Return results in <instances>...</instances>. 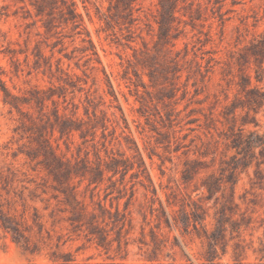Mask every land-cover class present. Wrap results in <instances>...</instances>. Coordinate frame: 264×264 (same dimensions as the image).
<instances>
[{
	"label": "rangeland",
	"instance_id": "374dc122",
	"mask_svg": "<svg viewBox=\"0 0 264 264\" xmlns=\"http://www.w3.org/2000/svg\"><path fill=\"white\" fill-rule=\"evenodd\" d=\"M0 264H264V0H0Z\"/></svg>",
	"mask_w": 264,
	"mask_h": 264
},
{
	"label": "trees",
	"instance_id": "16d2710c",
	"mask_svg": "<svg viewBox=\"0 0 264 264\" xmlns=\"http://www.w3.org/2000/svg\"><path fill=\"white\" fill-rule=\"evenodd\" d=\"M3 81H2V79H1V77H0V85H2V89H3V91H4V93L5 94H8V91H7V89H6V87L5 86H3Z\"/></svg>",
	"mask_w": 264,
	"mask_h": 264
}]
</instances>
